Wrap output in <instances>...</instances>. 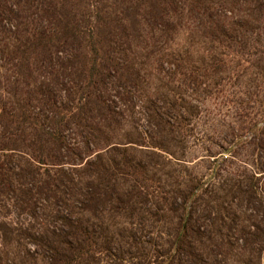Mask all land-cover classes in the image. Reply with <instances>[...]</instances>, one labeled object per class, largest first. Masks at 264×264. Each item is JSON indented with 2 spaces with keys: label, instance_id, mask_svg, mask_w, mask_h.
I'll return each mask as SVG.
<instances>
[{
  "label": "rangeland",
  "instance_id": "1",
  "mask_svg": "<svg viewBox=\"0 0 264 264\" xmlns=\"http://www.w3.org/2000/svg\"><path fill=\"white\" fill-rule=\"evenodd\" d=\"M182 1L187 9L186 33L176 36L160 24L144 23L131 39L126 36L114 43L117 63L132 67L138 87L128 88V97L124 101L116 99L117 104H113L118 118L102 130V141L113 143L114 149L95 161L91 170L84 172L65 165L64 188L58 185L53 191L43 192L40 187L47 186L48 180L33 172L17 151L10 166L15 170L11 168L6 183L0 182V264H64L53 261V257L67 254L63 243L66 234L71 233L69 217L73 223L87 227L94 241L91 255L76 264H264V182H260L262 194L252 196L249 178L230 175L244 172L246 167L241 161L251 159L248 145H240L228 129L243 99L239 81L233 73L231 91L219 99H208L221 77L211 72L212 80L202 87L192 78L195 74L204 81V68L221 59L229 45H233L232 51L245 53L264 48V0ZM76 4L74 9L79 14H88L89 7L94 6L104 16H124L120 0H77ZM26 9L30 11L27 15L38 12L34 6L26 5ZM13 32L17 31L8 27L0 31V53L3 42L15 41ZM83 48L80 44L77 49L60 52L45 84L59 89L62 75L65 82L70 56L83 53ZM160 53L171 56L174 65L182 64L174 62V56L184 58L189 67L177 70L170 62L164 67H151ZM5 63L0 60V87ZM192 66L201 67L202 72L193 73ZM250 70L254 75L247 74L245 83L253 88L264 76V58ZM184 77L187 85L181 82ZM38 80L45 82L36 72L19 81L28 85ZM109 83L116 91V84ZM204 101L206 104L201 105ZM34 107L42 108L36 102ZM162 115L164 122L172 121L175 127L185 119V132L170 130L160 122ZM66 131L69 145L76 149L67 155L78 163L86 150L78 147L83 143L78 136L81 131L73 126ZM212 161L216 163L210 165ZM222 161L221 174L213 175L212 168ZM101 167L104 172L99 174ZM109 170L119 176L112 185ZM73 174L78 178L69 182ZM133 174H139L146 186L138 181L139 187ZM88 177L100 193L91 211L82 203ZM193 182L202 186L189 202ZM114 184L119 185L118 192H114ZM185 222L188 236L184 246L177 249Z\"/></svg>",
  "mask_w": 264,
  "mask_h": 264
},
{
  "label": "trees",
  "instance_id": "2",
  "mask_svg": "<svg viewBox=\"0 0 264 264\" xmlns=\"http://www.w3.org/2000/svg\"><path fill=\"white\" fill-rule=\"evenodd\" d=\"M76 1L0 0V31L6 27L17 31L13 32L17 37L14 42L2 43V53H0V60L6 62L5 75H2L4 82L0 87V182L2 184L7 182L11 174L10 166L18 155L17 151L22 153L21 156L24 155L21 157L22 160L32 167L33 172L48 180L47 186L40 187L43 192L44 189L53 191L58 185L59 188H64L65 165H72L74 170L79 169L84 172L91 170L95 161L103 159L114 149L113 143L102 141L104 138L102 130L110 125V121L113 122L118 118L113 104L116 103V99L124 101L128 97V88L138 87L135 83L137 74L133 72L132 67L117 63L114 43L126 36L131 39V35L140 32L144 23L152 26L160 24L162 29L176 36L188 30L185 25L187 9L182 0H120L124 6L122 18L112 17L113 14L104 16L103 11L94 6L89 7L88 14L83 12L79 14L74 9L78 6ZM26 5L28 8L34 6L38 12L27 15L30 11L26 9ZM21 25L26 29L23 31L18 29ZM80 44L84 46L83 53H71L74 55L70 56L71 61L65 69V82L69 78L68 81L62 82V75L60 90L45 84L48 83L49 74L53 73L52 70L55 62L59 61L60 54L77 49ZM236 46L240 47V43L237 42ZM232 47L233 45H229L228 51L222 53L221 59L214 60L213 65L204 68L206 72L204 81L198 80L195 74L192 78L199 87H202L212 80L211 72L221 77L220 82L209 93L208 99L213 97L219 99L231 91L233 73L238 79L243 99L236 108L228 129L238 138L240 145H248L251 159L241 161L246 167L244 172L230 173V175L249 178L250 194L257 196L262 194L260 182H264V76L257 79L258 83L253 88L246 85L245 79L247 74L254 75L250 68L258 59L260 61L264 58V53H259V51L264 52V48L258 47L256 53H245L232 51ZM166 51L162 49V52ZM28 55L35 59L28 61L30 58ZM171 58L168 54L160 53L155 62H151V67H164L169 62L172 68L177 70L182 66H186L185 69L189 67L184 58L173 57L174 62L182 63L179 65H174ZM232 66L235 68L232 69ZM67 71L71 72V75H68ZM9 72L13 76H7ZM36 72L39 77L43 76L45 82L40 83L38 80L35 84L27 85L19 81L23 76L26 78L29 74L32 77ZM192 72L200 74L202 68L193 67ZM109 82L116 84V91ZM181 82L187 85L185 77ZM192 86L190 85V88ZM17 90L19 92H16ZM120 90H123V93H119ZM136 91L138 92V89ZM113 92H117V95H113ZM35 102L42 108H35ZM204 104L205 101L201 103ZM155 114L157 115V112ZM159 120L174 132L182 134L185 132V119L179 121L177 127L172 121L164 122L163 115ZM232 124L239 127L236 129ZM68 126L81 131L78 136L83 143L78 147L82 146L86 149L83 153L85 155L78 163L71 155H67V152L76 150L72 149L67 141ZM225 142L229 143L227 138ZM18 144H21V147H17ZM238 146L236 144V148ZM213 163L216 161H212L210 165ZM222 163L223 161L219 164L217 162L218 166L212 168L213 175L221 174ZM104 169L107 171L105 166ZM98 171L102 174L103 167ZM108 172L111 177L109 185H112V181L114 182L119 176L116 172L110 170ZM138 176L139 174L136 176L133 174L138 186V181L146 186L145 180ZM76 178L78 175L73 174L69 182L75 181ZM88 178L82 203L85 209L91 211L92 205L99 200L100 193L90 183L91 177ZM201 186H195L193 182L188 193L189 202L197 196ZM117 188H120L119 185L114 184V192H118ZM135 192H138L137 187ZM121 199L122 197L119 196L118 200ZM184 204L187 207L189 203L185 201ZM68 219L67 225L71 233L66 234L63 243L68 248L67 254H56L53 261L76 264L82 258L91 255L94 241L87 227L81 223H73L72 217ZM186 224V222L182 224L178 235L177 249L184 246L188 236L189 227ZM165 264H171V261Z\"/></svg>",
  "mask_w": 264,
  "mask_h": 264
}]
</instances>
